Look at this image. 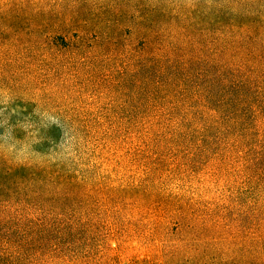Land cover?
Instances as JSON below:
<instances>
[{
  "label": "trees",
  "instance_id": "trees-1",
  "mask_svg": "<svg viewBox=\"0 0 264 264\" xmlns=\"http://www.w3.org/2000/svg\"><path fill=\"white\" fill-rule=\"evenodd\" d=\"M0 89L71 140L48 163L0 152V213L57 195L80 209L64 241L147 235L167 264H249L257 243L264 264V211L253 234L228 194L264 187V0H0Z\"/></svg>",
  "mask_w": 264,
  "mask_h": 264
},
{
  "label": "rangeland",
  "instance_id": "rangeland-1",
  "mask_svg": "<svg viewBox=\"0 0 264 264\" xmlns=\"http://www.w3.org/2000/svg\"><path fill=\"white\" fill-rule=\"evenodd\" d=\"M256 101L259 104L257 97ZM58 126L51 113L42 110L34 112L30 105L8 101L2 96L0 89V152L3 155H13L19 160L29 157L31 162L41 163L64 160L69 154L71 140L69 134H62ZM17 134L24 137V140L13 152L15 143L12 136L17 137ZM244 188L242 191L228 193L230 196L239 195L242 198V202L235 205L234 211L230 213L239 211L251 215L250 220L254 223L253 234H256L260 211H264V187ZM1 204L7 209L0 213V242L6 233L15 231L29 242L27 250L22 251L20 264L71 263L74 252L81 255V259L77 261L79 264H167L164 262L162 249L159 248V241L154 243L147 235L128 239L119 246V241L108 236V231L104 229L98 235L88 232L74 234L75 236L70 234L69 236L76 239L64 241L70 233L65 225L71 224L72 216L78 215L80 209L74 204L65 203L62 196L54 195L52 200L34 197V203H20L15 200L9 204L2 198ZM110 220L102 221L107 224ZM245 232L243 230L242 236ZM241 246L242 242L239 240L235 244V250L231 245L229 252H236L245 259L244 252L237 251ZM213 247L216 250L214 253H218L217 245L214 244ZM250 252L249 264H261L263 258L257 243L253 244ZM224 258L226 257L216 255L210 264H234L229 259L231 257H228L227 262H223ZM7 262L0 255V264ZM244 262L240 260L238 264H245Z\"/></svg>",
  "mask_w": 264,
  "mask_h": 264
}]
</instances>
